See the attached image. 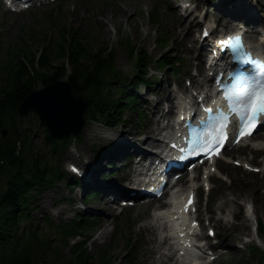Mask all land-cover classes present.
<instances>
[{
  "label": "rangeland",
  "instance_id": "1",
  "mask_svg": "<svg viewBox=\"0 0 264 264\" xmlns=\"http://www.w3.org/2000/svg\"><path fill=\"white\" fill-rule=\"evenodd\" d=\"M208 2L210 5H214V8L209 11L212 14L217 11V9L215 10L216 5L221 0H208ZM228 2L229 0H224V3ZM250 3L255 7L259 5L258 15L264 17L262 11L264 0H251ZM63 6L65 7L63 17H58L54 13L51 14L53 8L35 11L22 17V15L16 16L6 13L0 4V84L5 85L1 79L7 76L6 68L13 56L17 57L18 52L23 51L20 58L26 59L24 51L29 48L31 53L39 56L42 44L55 47L56 42L61 41L60 32L61 27L64 25L76 32H81L84 42L89 44L91 49L98 50L102 46H107L108 49L104 53H108L110 48H113L115 69L118 73L122 72L124 78L133 77V69L136 66L135 60L129 58L127 47L124 45L127 40L133 45L144 48L151 59L167 55L169 58L177 57L183 60L184 65L177 70L171 67L164 70L158 67L155 62H151V81L157 84L141 95L142 100L147 96L146 101L150 106L142 104L140 109L126 111L122 118L119 114H115L109 119L114 122L123 120L122 123L115 126V129L118 131L119 138L124 136L131 143L133 138L125 133V129L136 131L138 126L151 125L153 118L151 112L156 110L157 107L159 112L154 115V118H160V111L164 112V104L167 100H163V98L166 94L159 95L158 89L174 87L177 89V94L182 92L179 85L186 87L185 79L193 78L192 72L197 68V66L190 64L187 54L182 50L183 41H178L175 38L174 28L181 27L178 18L173 15L168 0H67ZM158 6L159 9H157ZM152 16L157 19L156 23L150 21ZM256 29L262 31L261 26ZM199 33L200 28L194 36L195 40ZM45 36L47 37L45 38ZM167 40L169 41L166 42ZM184 40H188L187 37ZM22 44L25 46L23 50H21ZM197 47L199 48L198 44ZM196 52L197 50L193 51L194 54ZM40 86L41 84L37 88ZM111 87L125 89L126 86L122 85L120 81L114 80ZM177 94L174 97L175 100ZM34 116L31 113L29 116L20 119L19 132H27L32 149L39 159H47L49 168L55 169L52 166L60 163L62 177L65 174L64 180L73 177L68 169L69 163L74 162L84 167L90 165V157L91 159L98 157L99 152H91L93 144L98 145L107 142L114 144L104 138L107 127L103 122H87L85 129H89L86 134L82 133L80 136V138L82 137L81 141L76 145L73 143L71 148L61 157L50 146L43 127L40 126ZM157 136L161 137V135ZM144 137L145 134L140 139ZM137 144L141 148L142 144L139 140L136 142ZM132 147L133 145L124 146L119 152L110 155L109 160L104 161L102 166L99 167L100 174L108 176L111 173L114 175L113 178H121L125 177L127 173H133L135 166H130L131 161L124 164L128 160L126 156L134 152L131 150ZM110 162L114 165L112 168L108 167ZM230 176L234 180V184L223 183L217 177L213 179L214 193L212 202L207 208V213L212 214V218L220 226L221 234H231L229 236L231 241H234L232 237H236L242 245L256 238L251 244L264 250V247L261 246L264 236L261 237V240H257L258 234L252 231V227L257 220L264 223L263 179L261 176H253L237 169L230 170ZM82 195L83 193L79 191V185H76L75 190L70 192L69 186L64 181L57 183L52 189L39 195L33 208L34 228H37L40 234L46 233V238L50 239L51 243L58 245L57 233L48 231L46 224L47 222L61 224L72 219H78L77 214L84 212L78 210V207H75L74 204L68 203L69 199L67 197H72L76 202L82 199ZM101 197L95 196L90 200L86 199L88 206L85 208L86 210L90 209L88 214L98 213V219L100 220L95 231L92 230L88 233L91 236L89 250L94 256V260L90 264H103V262H100V258L105 253L111 258L112 264H128L129 257L137 259L139 264H156L158 255L151 251V244L148 242L150 236L148 234L143 236L141 232L142 225L145 224L136 225L139 222L138 220L144 218L149 212L127 209L126 212L118 213V209L113 210L111 207L112 214H109L103 208H94L95 205L101 206L103 204ZM112 200L113 196H110L109 201ZM246 203H251L254 207V218L249 221L243 215L244 204ZM235 216L239 217L240 221L236 222ZM128 219H131L132 222ZM227 220L230 221L227 222ZM130 239L135 242L131 252L130 245H127ZM67 247V245L61 247L59 252L61 256H70V247ZM249 252L247 249H242L239 253H233L231 254L232 258L231 256L224 258L223 264H260L259 258Z\"/></svg>",
  "mask_w": 264,
  "mask_h": 264
},
{
  "label": "trees",
  "instance_id": "2",
  "mask_svg": "<svg viewBox=\"0 0 264 264\" xmlns=\"http://www.w3.org/2000/svg\"><path fill=\"white\" fill-rule=\"evenodd\" d=\"M67 33H70L69 38ZM81 38L79 32L65 29L62 34L64 42L48 58H42L39 67L36 66V57L32 56L27 62L19 63L16 69L8 67L7 76L1 79L5 85L0 84V264H90L94 260L85 248L86 242L72 246L69 257L59 254L62 246H68L71 237L88 234L93 224H77L75 221L62 225L48 223V231H55L58 235V245L51 243L45 233L40 234L37 228H33L30 215L32 192L38 190L41 193L62 176L39 159L27 132L15 130L17 125L20 129L18 107L35 86L38 83L49 85L66 74L72 87L89 98L87 115L109 118L114 114L117 105L110 86L112 81L122 78L115 69V54L104 53L105 46L98 50L84 46ZM144 55L142 51L134 58H138V67H143L145 72L148 63ZM56 59L57 62L52 64ZM66 60L71 67L68 73ZM162 64L169 66L172 59H163ZM4 128L8 130L6 136L2 133ZM55 145L53 148L63 149ZM253 252L259 251L253 249ZM101 258L103 264L112 263L107 255Z\"/></svg>",
  "mask_w": 264,
  "mask_h": 264
},
{
  "label": "snow or ice",
  "instance_id": "3",
  "mask_svg": "<svg viewBox=\"0 0 264 264\" xmlns=\"http://www.w3.org/2000/svg\"><path fill=\"white\" fill-rule=\"evenodd\" d=\"M204 34L208 35L207 30ZM221 43L225 46H232L236 57H240L237 63L241 67L234 73H229V75H234L235 83L233 92H224L229 112L225 113L222 109H218L213 125V109H206L209 117L203 123L205 127L211 126V133H209L211 138L202 137L200 143L194 141L193 151H214L221 147L222 142H226L228 138L227 129L230 115H235L239 121L237 138L251 135L261 117H264V60L253 57L252 53L246 50L243 35L239 32L228 36ZM212 133L215 134L212 135ZM191 135L194 133L190 132Z\"/></svg>",
  "mask_w": 264,
  "mask_h": 264
},
{
  "label": "bare ground",
  "instance_id": "4",
  "mask_svg": "<svg viewBox=\"0 0 264 264\" xmlns=\"http://www.w3.org/2000/svg\"><path fill=\"white\" fill-rule=\"evenodd\" d=\"M169 1H170L172 8H173L174 15L180 19V24L182 26H184L182 31H181V29L175 28L174 29V35L177 39H179V41L182 40V37H186V36L188 37L189 41H187L183 45L182 49L188 55L191 62L196 64L197 67L201 69L202 79L194 78L193 82L195 85H198V86H202L204 84H206L207 86H210V83H211L210 79L204 77V67H203L204 61L201 60V62L195 63L197 58L200 56V52H198L197 54L193 53V51L197 50L198 47H197V42L195 40H193L191 38V35H190L191 30L194 27H198L201 22L196 23L195 20L193 22L188 21V18H185L184 16L181 15V10L184 7V5H182L183 0H169ZM207 4H208V2L205 0V4L203 6H206ZM250 7L251 6L247 3L246 0L240 1L239 3H237L236 6H234V9H239V11H237V10L227 11L229 13L228 19L232 20V19L241 18V16L244 15L245 12ZM192 14L193 13H191L190 15H192ZM250 15L252 16V14H250ZM212 17L216 18V21L222 22V18L219 14H216V15L213 14ZM251 19H252L253 23H257V22L261 23V21H262V18H260V17L259 18L258 17H251ZM259 19H261V20H259ZM231 20H227L225 22V28L229 27L232 24ZM204 47H205V45L200 47V49H203ZM165 92L168 94L167 96H165V98L167 97L169 100H172L173 95L175 94V88H173V87L172 88L171 87L170 88L162 87V88L158 89L159 95H162L163 93L165 94ZM179 115H181V113ZM160 129H161V126H160V120L159 119L154 120L153 125L138 127L136 131H133L131 129H125L124 130L125 133L127 135H130L133 138V141L131 143L128 140H126L124 138V136L119 138L117 136V133H110L108 135H113L114 137H118L120 140V145H122V146H128L129 147L131 145L134 146V144H135L134 147H136V142L139 140L140 136L145 134V137L141 141L143 143L142 148L147 149V146H157V145H161V143H163V141L156 136L157 131H159ZM162 131H164V130H162ZM91 138H93V136H91ZM102 147H103V145H99L98 148L101 149ZM71 157H73V156H71ZM109 157H110L109 153H105V154L97 157V159H91V157H90L89 158L90 165H85L83 167L84 175L86 177L92 178V176L95 173L99 172V163L101 161H104V160L105 161L109 160ZM104 200H105L104 202H106V205H105L106 208L110 209L111 205L109 204V201L107 200L106 196L104 197ZM172 216L173 215H171V214H166V215H163V218H167L169 221H171ZM249 216H250L249 220H252L251 215H249ZM159 219H160L159 216H155L153 218V220H156V221H158ZM174 230H175V228L172 225L171 231L174 232ZM142 234H143V236H146V234H148L150 236V238L148 239V242H150L152 244V247H151L152 253L160 254V248L167 244V238L160 239L159 227L153 225L151 222L143 228ZM222 245L225 246L226 243L223 241ZM263 245H264V241H263ZM236 252H238V251L236 250ZM160 255H161L160 256V258H161L160 264H167V262L170 261L174 257L172 247L171 246L168 247V253H164V254H160ZM151 257H152V255H151Z\"/></svg>",
  "mask_w": 264,
  "mask_h": 264
},
{
  "label": "water",
  "instance_id": "5",
  "mask_svg": "<svg viewBox=\"0 0 264 264\" xmlns=\"http://www.w3.org/2000/svg\"><path fill=\"white\" fill-rule=\"evenodd\" d=\"M87 109V99L80 96L70 84L59 81L29 93L19 106L18 113L20 116L27 115L32 110L39 113L47 124L51 137L62 139L70 133L81 132Z\"/></svg>",
  "mask_w": 264,
  "mask_h": 264
}]
</instances>
